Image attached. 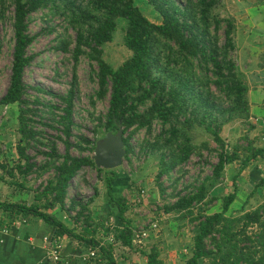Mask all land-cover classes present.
I'll list each match as a JSON object with an SVG mask.
<instances>
[{"label": "trees", "instance_id": "16d2710c", "mask_svg": "<svg viewBox=\"0 0 264 264\" xmlns=\"http://www.w3.org/2000/svg\"><path fill=\"white\" fill-rule=\"evenodd\" d=\"M148 3L162 16L161 23L151 21L135 0H0V25L7 18L10 7H14L11 79L0 105L18 103L20 106L19 159L7 171L12 177L16 171L24 178V182L12 180L10 183L25 188V180L32 173L38 174L40 170L42 173H53L42 189L36 190L34 203L0 200V211L4 215L0 226L20 217L39 216L57 228L58 236L67 235L87 248L97 249L99 257L95 259L106 258L108 264H115L110 250L113 249L112 244L105 245L97 237L100 224L95 223L89 205L72 199L67 206L73 181L88 166L99 172L111 173L106 177L107 208L120 219V224L114 228L115 239L124 246H133V221L126 214L130 204L124 196L117 197L114 193L113 184L118 179L115 170L97 167L92 155L83 153L95 150L94 141L85 135H80L77 142L73 140L74 127L77 126L74 119L75 81L65 95L32 87L37 92L59 98L64 104L63 107L48 106L61 111L56 122L60 126L58 129L62 135L59 139L65 146V153H60L55 141L43 142L44 132L36 124L41 122L43 126H54L33 119V115H38V109L30 107V86L24 79L26 68L34 58L28 53L35 40L29 32V17L41 9H50L64 16L76 30L73 58L76 62L81 56L90 60L91 73L98 83L93 96L104 99L109 95L107 113L94 119L97 121L95 134H117L122 129L128 157L134 151L130 143L133 134L140 130L151 134L154 124L161 122L162 130L154 141H147L144 146L152 152H159V176L172 172L206 146V143L200 146L192 143L190 130L195 125L213 135L218 147L212 174L198 181L192 191L179 195L174 203L165 206L166 212L192 215L197 205L207 206L212 199L222 198L220 211L208 214L205 208L192 217L197 224L192 256L187 264H200L206 258L211 259L210 264H264V202L242 215H227L237 198V178L254 160L264 158V146H256L248 140L247 145L241 148L244 151L241 155L240 145L230 150L221 135L224 124L247 119L251 115L250 87L234 56L237 50L236 20L231 15L221 17L214 14L222 0H148ZM118 20L122 21L124 44L131 55L115 67L105 59L104 46L113 41L119 27ZM220 30L224 32L223 43L218 35ZM2 40L0 30V50ZM212 85L216 86L219 95L211 90ZM32 102L41 103L38 97ZM34 143L48 148L41 151L45 157L41 164L28 152ZM74 148L81 153L74 154ZM235 161L240 162L234 178L235 190L223 197L212 196L209 199L210 192L223 182L226 166ZM3 179V176L0 177V180ZM263 184L264 177L257 186ZM56 206L65 210L74 222L82 223L81 231L69 227L51 213L50 210ZM75 208L78 210L73 215ZM250 227L257 229L249 233ZM146 254L147 264H163L156 247Z\"/></svg>", "mask_w": 264, "mask_h": 264}, {"label": "rangeland", "instance_id": "374dc122", "mask_svg": "<svg viewBox=\"0 0 264 264\" xmlns=\"http://www.w3.org/2000/svg\"><path fill=\"white\" fill-rule=\"evenodd\" d=\"M232 1L222 0V4L214 10V14L221 17L231 15L227 3L234 7L235 4H232ZM239 1L238 8L240 11H238L240 13L236 16L235 38L241 47L245 45L249 55L242 56L237 48L234 56L250 87L248 98L249 101L253 99L254 108L252 111V106H250L251 115L249 118L237 119L224 124L221 135L228 143L230 150L234 146L240 145V154L243 155L244 151L241 148L243 145H247L248 140H252L256 146H264V98L261 99V93L253 94V98H250V90L258 89L257 87L260 84L263 85L262 81H264V30L258 29L260 28L258 23L264 22V2L256 0V3L251 5V0ZM135 2L151 21L162 22V16L148 3V0H135ZM13 11L14 7L11 6L7 11V18L0 25L3 38L0 50V99L6 93L11 79L14 47ZM118 21L119 27L115 32L113 41L104 46L105 59L115 67L131 55V51L124 44L122 21ZM123 23L126 24L125 21ZM29 32L35 36L34 42L28 49V53L34 58L26 68L24 79L30 86L28 89L30 107L38 109V115H33V119L54 126H43L41 122L36 124L44 132L43 142L55 141L60 153H65V146L59 139V136L62 135L58 129L60 126L56 122L61 111L48 106L52 104L63 107L64 104L59 98L44 92H37L32 87H42L47 91L65 95L75 81L74 119L77 126L74 127L75 137L73 140L77 142L80 135H85L97 146V143L103 140L106 134L94 133L97 123L94 119L105 116L107 113L109 95L104 99L93 96L98 88V83L91 73L90 60L86 56H81L79 62H76L73 58L72 50L75 45L76 30L61 14L54 13L50 9H41L29 17ZM223 34V30L218 32L221 43L224 41ZM246 41L249 43L246 44ZM63 47H66L67 50ZM251 57L252 60L250 61L249 58ZM94 66L97 68L95 63ZM211 90L215 95H219L215 85L211 86ZM36 97L40 99L41 103L32 102ZM19 109L18 103L7 106L0 105V177H4L3 180H0V200L32 204L35 202L36 190L42 189L47 181L53 177V173H42L41 170L38 171V174L32 173L25 180V188L10 183L12 180L24 182V178L18 172L15 171V176L12 177L7 171L9 168H13L19 159L17 151V145L20 141V133L18 132ZM162 128L161 122H156L151 134L145 130L133 134L130 143L134 147V151L128 157H126V151L122 165L114 169L118 177L113 184L114 193L117 197L124 196L128 200L130 208L126 214L132 219L134 228L147 227L152 221L158 223L157 230L152 231L150 236L144 240L143 247L134 251L139 256L138 263L147 264L148 256L146 253L156 247L160 252L159 258L163 264H187V260L192 256L194 228L197 224V220H192V217L205 208H207L205 211L208 214L220 211L222 198L212 199L207 206L204 204L197 205L192 215H183L176 211L166 212L165 206L174 203L179 195L192 191L198 181L212 174L213 164L217 162L218 145L213 135L204 128L195 125L190 130L192 143L198 146L206 143V146L201 149L200 153H194L188 161L172 172L159 176L161 167L159 152H152L150 149H145L144 146L147 141H154L155 136ZM127 135L128 133L125 136ZM124 149L126 150L125 145ZM47 150L48 148L43 144L34 143L28 152L41 164L45 161L41 151ZM73 153L78 155L81 152L74 148ZM83 153L93 157L95 150H87ZM239 167V161L226 166L223 182L210 192L209 199L212 196L223 197L235 190L234 178ZM109 175H111L109 172H99L96 168L84 167L73 181L66 200L67 206L70 205L72 199L88 204L95 223L100 224L98 227L99 235H104V237L108 236L106 234H113L114 228L118 223L120 224V219L117 218L116 214L107 208L109 196L106 177ZM262 177H264V158L260 157L246 167L237 178V198L230 206L227 215H242L256 209L264 202V184L257 186ZM208 198L207 200H209ZM113 209L116 210L117 208L114 206ZM77 210L78 208H75L72 214L75 215ZM50 212L56 216L57 214L60 215L70 225L75 224L74 227L81 231L82 223L74 222L60 206H56ZM256 229V227H250L248 231L252 233ZM117 247L121 248V244H118ZM210 263V258L200 262V264Z\"/></svg>", "mask_w": 264, "mask_h": 264}, {"label": "crops", "instance_id": "0c3cea01", "mask_svg": "<svg viewBox=\"0 0 264 264\" xmlns=\"http://www.w3.org/2000/svg\"><path fill=\"white\" fill-rule=\"evenodd\" d=\"M233 1L232 4H235L234 7H231L230 3L227 4L228 8H230V14L236 20L237 26L236 16H238V14L240 13V10L238 8V4L240 1ZM258 1L264 2V0ZM255 3L256 0L250 1L251 5H254ZM258 26L260 27L258 29L262 31L264 30V22H262L261 24L259 22ZM261 27L263 28L261 29ZM247 43L249 42L246 41V44ZM236 44L237 48L242 53V56L249 55L247 53L249 51L247 50L245 45L241 47L237 40ZM249 60L251 61L252 57L249 58ZM262 84L263 85L260 84V86L257 87L258 89L250 90L251 99L253 98L252 95L256 93H261V99L264 98V90L262 91V89L264 88V81H262ZM250 101L253 111V99ZM2 216L4 215L2 211H0V219L2 218ZM57 216L69 227L73 228L75 226V224L70 225V223L60 215L57 214ZM5 225L8 226L9 230L8 232L0 231V264H108V260L106 258L99 260L90 258L88 255L90 248H87L78 240L72 239L67 235H63L61 237L58 236L57 228L45 222L39 216H33L30 218L20 217L9 224H4L3 226ZM99 233L100 231L98 230L97 237L99 239L102 238L101 240L103 244H112L113 249L110 250L112 252V256L114 257L115 264H143L138 263L137 259H139V256L134 252L139 250L137 248H142L143 246L138 247L134 244V242L132 247L124 246L121 242L115 239L114 232L113 234H106L108 236L105 237L104 235L100 236ZM45 237H49L50 242L45 241ZM108 240L113 241L114 243H110ZM118 244H121V248L123 247L124 249L117 247ZM55 245H57L58 250L61 253V260L59 261H55L49 254L50 248H52L53 246L55 247Z\"/></svg>", "mask_w": 264, "mask_h": 264}, {"label": "water", "instance_id": "95a60500", "mask_svg": "<svg viewBox=\"0 0 264 264\" xmlns=\"http://www.w3.org/2000/svg\"><path fill=\"white\" fill-rule=\"evenodd\" d=\"M122 129L114 134L108 132L105 138L97 143L93 159L97 167L115 169L122 165L126 150Z\"/></svg>", "mask_w": 264, "mask_h": 264}, {"label": "built area", "instance_id": "2783aa9c", "mask_svg": "<svg viewBox=\"0 0 264 264\" xmlns=\"http://www.w3.org/2000/svg\"><path fill=\"white\" fill-rule=\"evenodd\" d=\"M158 223L156 221H152L149 226L147 227H139V228H133V242L138 247H142L144 244V240L147 239L152 231L157 230ZM9 228L7 225L1 227L0 231L8 232ZM45 241L50 242L49 237H45ZM49 254L53 257L55 261L61 260V253L58 250L57 245L55 247L53 246L50 248ZM90 258H96L99 257L97 249H89L88 253Z\"/></svg>", "mask_w": 264, "mask_h": 264}]
</instances>
